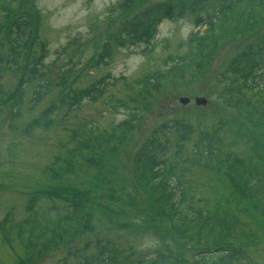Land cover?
<instances>
[{
    "label": "rangeland",
    "instance_id": "obj_1",
    "mask_svg": "<svg viewBox=\"0 0 264 264\" xmlns=\"http://www.w3.org/2000/svg\"><path fill=\"white\" fill-rule=\"evenodd\" d=\"M158 1L162 0H5L9 8L0 9V36L5 35L2 29L7 19L22 9L32 16L37 9L39 26L35 24L33 41L43 47L42 64L49 69L44 75L47 88L39 100L33 102L41 81L38 78L26 86L18 108L14 106V91L30 70L26 67L29 55L20 59L23 67L0 71V221L10 209L18 219L23 218L34 190L45 196L61 189L51 183L49 169L65 165L71 149L76 157L71 170L61 177L64 190L86 188L95 178L93 163L103 156L109 159L103 166L106 176L101 185L106 186L107 194L121 199L109 208L114 217L109 215L108 220L105 213L92 209L81 234L37 258L34 264L74 263L102 248L114 249L122 259L137 264H191L198 258L197 249L180 246L165 231L150 226L146 202L133 179L135 151L161 123L170 120L193 127L183 143L194 158L201 132L216 130L220 134L226 162L215 169L207 159L202 163L191 160L182 171L184 179L204 207H226L241 214L247 228L259 235L249 247V256L235 264H264V214L252 217L239 211L233 196L236 185L230 179L231 169L241 160L264 172V162L252 152V143L257 140L254 133L264 134V126H257L223 98L234 57L248 46H256L259 37L264 38V6L248 33L217 44L212 57L186 62L183 68L176 60L187 57L185 41L198 28L192 9L182 17L165 20L150 43L122 40L124 25L132 15ZM217 1L208 0L201 14L212 11ZM107 51L108 61L101 62L99 55ZM98 82L99 94L88 97L89 89ZM180 95L192 99L181 105ZM197 95L207 97L208 103L196 105ZM44 115L48 119L39 122ZM159 137L168 138L173 145L182 143L177 142L182 141L178 132ZM93 140L98 141L94 145L105 144L109 150L92 147ZM97 153L101 155L98 158ZM42 202L64 211L71 205L70 201L51 199ZM119 220H129L132 225L121 227V222H115ZM11 238L0 237V264H18L24 256L23 244ZM161 253L168 256L166 262L159 258Z\"/></svg>",
    "mask_w": 264,
    "mask_h": 264
},
{
    "label": "trees",
    "instance_id": "obj_2",
    "mask_svg": "<svg viewBox=\"0 0 264 264\" xmlns=\"http://www.w3.org/2000/svg\"><path fill=\"white\" fill-rule=\"evenodd\" d=\"M4 2L5 0H0V9L9 8L8 2ZM207 4L208 0H163L149 4L134 13L124 25L126 31L122 40L150 43L156 37L159 24L163 20L183 16L192 9L196 11V24H205L206 29L194 31L186 39L185 44L189 48L187 57L176 61L179 67L184 68L187 63L205 61L206 58L212 57L217 44L248 33L260 8L264 6V0H218L214 9L202 16L200 12ZM35 10L37 11L36 8ZM35 10L32 14L35 19L33 22L32 16L24 9L7 19L2 29L5 35L0 36V71L5 67L14 68L16 65L23 67L19 61L25 54L29 55L26 67L30 70L16 86L15 105L20 104L26 86L35 79L39 78L41 81L37 83L33 102L38 101L47 88L44 75H48L49 69L42 64L43 47L31 42L27 50L35 24L39 26V16ZM128 34L130 40H126ZM263 44L264 38L259 37L256 46H248L234 57L229 68L230 80L223 92L227 103L245 112L257 126H264ZM7 45L8 50L5 49ZM103 56L104 54L101 55ZM99 91L100 88L95 85L87 94L95 96ZM47 116L44 115L39 122L44 118L48 119ZM171 132H178L182 141H185L193 132V127L183 121L165 122L141 144L133 157V179L147 205L152 223L148 225L162 229L185 246L201 248V257L197 260L199 264H235L247 258L252 241L258 240L259 235H254L253 230L247 228L246 220H243L239 213L231 212L226 207H201L182 173L186 169L185 162H189L190 154L184 149L183 143L173 145L168 138L163 140L159 137V134ZM201 133L202 137L194 148L197 158L209 159L213 154L220 155V134L216 130ZM254 134L257 140L252 143V151L264 161V134ZM97 142L93 140L92 147L109 150L105 144L94 145ZM73 150L71 149L72 155L60 169H49L52 171L51 183L61 188L60 190L45 196L39 194V189L34 190V194L29 196L23 218L18 219L14 210L10 209L0 221V237H12L11 239L20 241L24 246V256L18 264H34L42 253L71 242L84 230L82 226L86 225L88 212L92 209L105 213L108 220L109 215L114 217L109 208L121 199L113 193L107 194L106 186L101 185L106 176L103 166L109 158L98 153L95 155L97 158L101 156L102 159L93 163V168L96 169L95 178L86 188L72 192L64 190L61 177L71 170L73 159L76 157V151ZM181 157L185 158V161H180ZM230 173V179L236 185L233 196L238 201L239 211L251 214L252 217L264 214V172L256 170L255 166L246 169L244 161L241 160L239 164L234 165ZM42 199L70 201L71 205L68 211H64L55 204H43ZM89 222L91 223L90 220ZM115 222H121L120 226L124 228H130L132 225L129 220ZM133 226L140 228L137 223ZM113 250L102 248L95 254L69 264H131L122 261Z\"/></svg>",
    "mask_w": 264,
    "mask_h": 264
},
{
    "label": "water",
    "instance_id": "obj_3",
    "mask_svg": "<svg viewBox=\"0 0 264 264\" xmlns=\"http://www.w3.org/2000/svg\"><path fill=\"white\" fill-rule=\"evenodd\" d=\"M188 100H189L188 98H183V101H184V102H187ZM196 101H197L198 103H206V99L203 98V97H198V98H196Z\"/></svg>",
    "mask_w": 264,
    "mask_h": 264
}]
</instances>
